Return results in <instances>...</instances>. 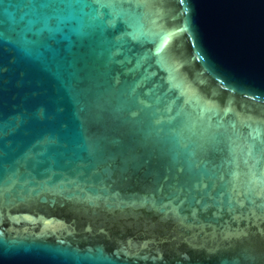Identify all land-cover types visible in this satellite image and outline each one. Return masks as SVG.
<instances>
[{
	"label": "water",
	"instance_id": "obj_1",
	"mask_svg": "<svg viewBox=\"0 0 264 264\" xmlns=\"http://www.w3.org/2000/svg\"><path fill=\"white\" fill-rule=\"evenodd\" d=\"M0 264H264V0H0Z\"/></svg>",
	"mask_w": 264,
	"mask_h": 264
}]
</instances>
